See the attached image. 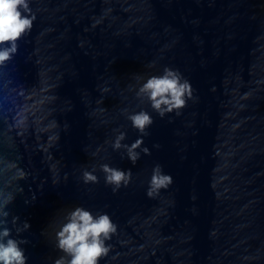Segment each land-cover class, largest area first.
<instances>
[{
    "label": "water",
    "instance_id": "1",
    "mask_svg": "<svg viewBox=\"0 0 264 264\" xmlns=\"http://www.w3.org/2000/svg\"><path fill=\"white\" fill-rule=\"evenodd\" d=\"M36 15L0 67V189L8 220L30 224L27 264L62 253L55 231L76 206L103 211L109 121L105 0H30ZM85 171L96 182L86 183ZM20 173H23L21 176ZM22 189V191H19ZM27 201V203H26Z\"/></svg>",
    "mask_w": 264,
    "mask_h": 264
},
{
    "label": "clouds",
    "instance_id": "2",
    "mask_svg": "<svg viewBox=\"0 0 264 264\" xmlns=\"http://www.w3.org/2000/svg\"><path fill=\"white\" fill-rule=\"evenodd\" d=\"M35 19L30 0H0V67L17 53L18 40L31 32ZM136 95L163 118L168 113L179 114L188 100L193 99V88L191 82L179 70L166 66L159 74L143 79ZM126 118L141 136L130 145H123L125 133L119 132L112 147L114 150L125 148L126 158L135 165L141 152L150 154V150L147 147L141 148V145L143 136L148 134L146 129L153 124V119L151 113L145 109L131 112ZM138 148L140 152L136 151ZM101 170L105 184L111 186L114 192L130 183V169L124 170L103 164ZM83 179L88 183L96 182L98 178L94 171H85ZM172 182L171 175L165 173L160 164H156L148 180L146 195L152 197L161 189H167ZM13 200L12 193L5 194L0 189V264H27L25 249L22 247L27 240L21 238L20 233L28 230L30 224L24 221L22 228L16 227L19 218L14 215L11 221L8 220L10 214L7 206ZM116 232L117 225L108 213H93L83 206H76L65 214L55 231V247L62 254L55 258L52 264H100L108 255V241Z\"/></svg>",
    "mask_w": 264,
    "mask_h": 264
}]
</instances>
